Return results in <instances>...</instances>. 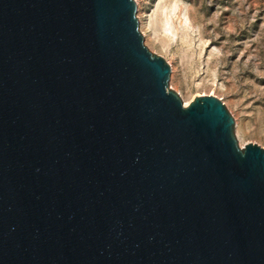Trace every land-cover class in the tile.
Segmentation results:
<instances>
[{
	"label": "water",
	"instance_id": "obj_1",
	"mask_svg": "<svg viewBox=\"0 0 264 264\" xmlns=\"http://www.w3.org/2000/svg\"><path fill=\"white\" fill-rule=\"evenodd\" d=\"M168 76L133 0H0V264H264V150Z\"/></svg>",
	"mask_w": 264,
	"mask_h": 264
},
{
	"label": "rangeland",
	"instance_id": "obj_2",
	"mask_svg": "<svg viewBox=\"0 0 264 264\" xmlns=\"http://www.w3.org/2000/svg\"><path fill=\"white\" fill-rule=\"evenodd\" d=\"M133 2L143 46L169 67L167 88L186 105L213 96L237 146L264 150V0Z\"/></svg>",
	"mask_w": 264,
	"mask_h": 264
},
{
	"label": "bare ground",
	"instance_id": "obj_3",
	"mask_svg": "<svg viewBox=\"0 0 264 264\" xmlns=\"http://www.w3.org/2000/svg\"><path fill=\"white\" fill-rule=\"evenodd\" d=\"M148 36L150 37V35H148ZM156 39H157V38H156ZM182 104H183V105H182L183 107L187 106V105H186V104H187L186 102H183Z\"/></svg>",
	"mask_w": 264,
	"mask_h": 264
}]
</instances>
